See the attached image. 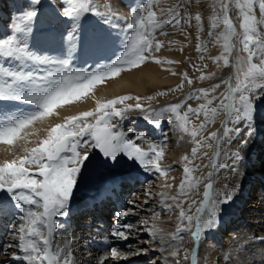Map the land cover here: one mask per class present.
<instances>
[{
  "label": "snow or ice",
  "instance_id": "1",
  "mask_svg": "<svg viewBox=\"0 0 264 264\" xmlns=\"http://www.w3.org/2000/svg\"><path fill=\"white\" fill-rule=\"evenodd\" d=\"M158 4L159 0H142L139 6L129 8L124 23L127 35L123 38L122 53L107 64L81 70L74 61L84 47V22L89 17H98L108 28H115L119 26V12L110 2L102 9L95 0H48L50 14H46L41 0H29L6 35L0 36V102H18L30 105L32 110L22 112L0 106V144L19 150L20 142H30L26 130L36 122L52 117L61 107L81 101L97 85L117 78L122 72L139 69L148 63L161 66L176 63L156 55L165 44L159 36H167L168 27L181 30L182 24L190 26L193 17L185 12V0H177L168 8L157 9ZM233 13L238 23L234 22ZM194 19L203 32L201 15L197 13ZM38 23L46 27L38 28ZM207 35L209 42L223 48L220 56L212 58L213 62L235 69L230 80L216 83L211 88L197 89L182 101L158 109L150 105L154 97L145 99L124 95L98 103L94 110L55 124L36 146L24 148V155L0 163V213L7 209L20 213L21 222L15 228L17 243L8 245L10 249H16L10 254L13 261L19 264H75L72 254L65 248L54 246L52 238L54 231L61 226L59 218L70 215L74 194L91 178L99 176L102 182L114 184L118 179L133 175L131 171L125 173V168L153 173L157 179L168 176L171 169L160 167L163 146L149 143V150L144 151L137 141H146L147 138L135 134L131 128L125 131L122 122L134 112L154 127L164 121L174 124L195 145L191 150L192 158L187 155L183 158L186 165L179 196L171 198L180 208L179 224L171 235L173 243L161 251L169 252L174 264H181L178 259L180 248L175 242L183 240V233L190 232L197 243L202 237H211L220 225V205L229 203L232 195L214 191L213 174L225 168L236 171V163L244 159L242 151L258 135L253 101L264 92V0H212ZM109 38L110 33L92 31L88 34L90 45H102ZM38 40L40 47L36 46ZM234 40L242 55L233 59ZM50 50H59V54L52 55ZM197 51L206 52L207 45L201 42ZM200 59L205 57L201 55ZM172 75L177 73L172 72ZM180 75L186 84H193L186 72ZM208 78L199 77L201 81ZM222 85L225 91L214 95ZM183 87L184 84H179L175 91H182ZM193 100H202L203 103L193 108L189 103ZM218 113L226 117L222 131L211 132L205 137L204 132L214 123ZM201 116L203 120L199 126L190 128L191 118L199 120ZM234 140L238 147L231 151L225 145ZM213 147V171L207 177H196L198 169L189 165L193 164L200 149ZM201 184L204 186L202 201L195 207L194 215L189 214L193 209L185 212L181 203L187 201L180 198L187 197ZM167 207L171 210L173 205ZM117 215L123 217L127 210ZM114 227L116 230L110 233L112 237L128 240L132 224ZM148 231L150 238L155 239L157 230ZM254 239L264 248V236ZM249 250L245 247L240 254L245 255ZM197 252L198 249L191 254L192 264H197ZM109 259H127V256L111 247L105 257V260ZM183 259L188 261V255ZM167 260L165 257L164 264ZM261 264H264V253H261Z\"/></svg>",
  "mask_w": 264,
  "mask_h": 264
},
{
  "label": "rangeland",
  "instance_id": "2",
  "mask_svg": "<svg viewBox=\"0 0 264 264\" xmlns=\"http://www.w3.org/2000/svg\"><path fill=\"white\" fill-rule=\"evenodd\" d=\"M28 2L29 0H0V36L6 35V33L10 30L11 25L16 21L17 16L20 15V10L25 8ZM41 2H42L43 10L45 11V13L50 14L48 0H41ZM95 2L102 9L105 4L110 2L113 9L118 11L120 14V20L118 22L119 26L115 28H108L106 25H104L101 18H98V17L87 18V20L84 22L85 43L81 51H85L87 48H89V46L92 47L93 49L97 47L96 44L90 45L88 42V34L90 32L98 31V32H104L105 34L110 33V38L105 43H103V45L106 44L107 46L112 48L115 51V57L107 61L104 60L101 63V64H107L111 62L112 60H115L124 50L123 49V38L127 35V29L124 27V23L127 19L128 9L139 6L142 3V0H95ZM176 3H177V0H159L157 9L172 7ZM184 6H185V12H187L193 17L191 25L189 26L187 24H182L181 30L168 27L167 28L168 35L159 36V39L164 41L165 44H164V47L160 50V52L156 54L161 59L172 60V61H175L176 63L171 64V65L165 64L163 66L157 65L155 63H148L147 65L139 69L122 72L121 75L117 77L119 78L123 74L132 72L131 75L139 74V76L145 75L147 77H151V76L156 77V79L163 81L164 84L161 86L160 85L153 86L150 90L148 89L149 91L147 90L146 92H143V93L138 94V93H135L134 91H129V92H125V93L113 96L110 99H115L116 97H120L124 95L139 96V97L141 96L142 98H145V99L148 97H154V99L151 100L150 105L151 107L158 109L162 106H166L172 103L182 101L190 93L195 92L197 89L211 88L214 84L220 83L224 80H230L233 77L234 72H235L234 68L223 67L222 64L218 65L217 63H214L212 59L214 57L220 56L223 52L222 45H217V44L209 42V37L207 35L208 30H209V17L212 15V0H185ZM197 13L201 15L202 20H203V28H204L203 32L200 31V26L197 24V22L194 19ZM233 20L235 23H238V21H236L235 19L234 13H233ZM43 27H46V25L38 23V28H43ZM168 41H173L174 43L169 44ZM201 42L207 45V51L204 53L197 51V45H199ZM233 43L236 44V48L232 53V58L234 59L237 55H242V53L239 52V48H240L239 44L235 40L233 41ZM39 45L41 46L38 40V43L36 46L40 47ZM181 48L183 49V51H180ZM50 54L56 55V53H54L51 50H50ZM201 55H203L205 59L201 60L200 59ZM101 64H98V65L87 64L81 67L80 69L88 70L89 67L95 68ZM194 65H195V68L193 67ZM197 68L200 69V71H197L196 70ZM166 69H170V70H166ZM172 72H176L177 75H172ZM185 72L193 80L192 85H188L183 81L182 75L180 74L185 73ZM201 75L207 76L209 78L201 81L199 79ZM179 84H184L183 90L175 91V89L177 88V85ZM102 85H105V83H101L97 85L95 88H98ZM94 91L95 89L93 90V92ZM224 91H225V86L222 85L221 88L217 89V92L214 93V95L218 96L220 95V93H223ZM162 92L168 93V94L160 95V93ZM92 93H90L87 97H85L81 101H78L70 105H75L77 103L84 102L86 99H88V97H90V95H92ZM127 103L132 104L134 103V101H128ZM189 103L191 104L193 108H196L198 107V104L203 103V101L193 100V101H190ZM253 103L255 105L254 123H255V126H256L258 135H259V132L262 127V121H260L259 117L264 112V92H261L254 99ZM70 105H66L64 107H67ZM28 106L31 107L30 105ZM97 106L98 104L94 108H91L90 110H87V111L96 109ZM145 106L147 107L148 104H145ZM117 107H122V105H118ZM225 119L226 117L223 113H218L215 118L214 123L208 125L207 130L204 132V136L207 137L208 135H210L211 132L222 131L221 126L224 123ZM202 120H203V116H201L199 120H197L195 117H192L189 127L190 128L198 127L199 124L202 122ZM122 124H123L125 131L131 128L135 130V134L144 135L147 138L146 141H137V143L142 147L144 151L149 150L148 148L149 143H155L158 146L162 145L164 154H163L162 160L160 161V167L163 169H171V171L168 173V176L166 178L157 179L153 173L136 172L135 170L125 168L124 169L125 173L131 171L132 173H137L138 175H141L144 178L141 179V182L140 181L137 182L138 184L135 185L137 186L135 190L132 189L133 187H129V185L126 184L129 188H128V191L126 190L125 192L126 194L125 208H123L119 212H124L127 210L128 217H131L129 216V214L131 215L133 214L131 213V211H138V208L134 207V206H138L139 201H141L139 199L140 197L138 196L144 194L147 196V199H149L148 202L145 203V207H143L144 215L150 218L149 221H154L156 223L175 222V225H176L175 229H176L179 224L178 217H179L180 208H177L175 206L177 202L173 201L171 198L179 196V186L181 184V181L184 179L183 169L186 165V162L183 158L186 155L192 158L191 150L195 146L194 143L192 142V139L188 135L182 134L180 131H178L174 124H170L167 121H164L161 123L159 127H154L148 121L144 120L141 115L135 112L132 113L128 117L127 120L123 121ZM252 141L249 143L248 148L242 151V155L244 159L236 163V169H237L236 171L231 170V168L219 169L216 171V182H215L216 191L230 192L232 195H231V200L229 201V203H226V204L222 203L220 205L219 214H220L221 219H220L219 227L214 231V233L211 235L210 238L202 237V242L200 243V247H198V252H197L199 253L198 254L199 255L198 260L200 262L199 264H240L237 262V260H234V259L236 258L237 254H240L241 247H243V245L248 240L244 239L247 237H245L244 234L242 235L243 232L241 234L239 232L236 233L235 232L236 229L233 227L239 220L245 218L241 214L245 213L248 210L244 208H248L249 203L254 200L253 196L255 195V193L258 192L257 190L258 181H261V178H264V156L262 157L261 164L253 165L252 167L253 172H252L251 177L250 176L245 177L242 173L240 174V170L238 169V167L239 166L241 167V165L246 159L244 152L248 153V151L252 149L251 148L253 146L251 145ZM208 143L214 144L213 141H208ZM225 147L231 149V151H235L238 145L236 144L234 140L226 144ZM214 150H215V147H213V149H207V148L200 149L197 157L194 158L193 160V164L189 165L190 167H196L198 169V171L195 173L196 177L198 178L207 177V173L209 169L211 168L212 156H213ZM205 152L207 153V155H204ZM229 163L231 164V161H229ZM261 167L263 170L260 169ZM256 170H259V171H256ZM247 181L249 183L244 193L241 186L243 183L247 184ZM101 183L102 181L100 180L99 176L93 177L89 180V182L86 185H83L80 187L79 192L74 194V206H73L72 211L70 212V216L66 218H59L58 220L61 226L59 227L57 233H56L57 230L54 231V235L52 238L54 246H56L55 238L57 237V235L60 234V232L62 231L66 232L67 230L66 227L74 221L75 219L74 217L76 216V212H74V209L75 207H80V205H82L83 193H86L89 195L93 191L98 190V192L96 193L103 191L104 187H103V184ZM148 184L150 185L151 188L147 189L145 188V186ZM203 191H204V186L203 184H201L198 189L192 190L191 193L187 197L180 198L181 201L183 200L187 201V202L181 203V207L184 209L185 212H188L189 209H193V212L189 214L194 215L195 207L199 206V203L202 201ZM149 193L150 195H148ZM158 193H163V194L160 195ZM240 195L244 196V201L240 205L239 211L237 213H234L233 212L235 209L234 206L236 205V202L238 201V198ZM263 195H264V192H263ZM158 197H160V200L163 201V204H160L161 206L157 207L155 206V204L157 203L155 198H158ZM193 201H195L196 203L194 204ZM169 204L173 205L171 210H169L167 207V205ZM85 205H83V207ZM14 212L16 213L13 214L12 219L13 220L15 219V220L12 223L11 222L7 223V226L9 227V229L12 228V231L11 233H6V236L3 237V239L0 241V247H1L0 253L4 255L1 258L6 256L5 260L4 259L0 260V264H19V262L13 261L11 259V256L9 255L11 254V251L12 252L14 250L16 251V249H10L8 247L9 244H15L17 242L15 238V228L19 227L20 213L15 210ZM106 212L109 213V214H106L107 224L105 225V228L108 229L109 227L112 228L114 225L118 224L119 216L117 214L115 215V213H112L111 215L108 210ZM257 213L258 211L253 213L254 214L253 216L250 215L249 216L250 218H245L246 220L242 221L241 223L247 224L248 227L250 225L253 226V224H255V222L258 221L257 218L259 214L258 216H256ZM152 216H155V219H153ZM260 218L264 219L263 217H260ZM81 219H82L81 221H86L87 217L82 216ZM138 219H137V216H134L132 218V221L126 222L127 219L123 220L122 223H128V224L133 225V228L131 230V235L129 236L130 239H128L125 242V244H123L122 239L114 238L110 235L109 238H107L109 239L108 240L109 242L107 243L103 242L105 243V245H103L102 243V246H105V247L101 249V251L103 252H100L97 254L98 257L108 254V250L111 247L117 248V250L121 251V253L123 252L136 253L137 250L141 251V249H147L148 245L151 247H156L157 245L156 242L158 243L160 242L158 237L162 236L163 234H160V233L157 234L155 239L150 238L149 232L144 231V234H141L142 233V231H140L141 225L140 226L137 225V223L139 222ZM146 219L147 218L143 219L142 221L147 222ZM113 220L115 221V223L113 222ZM234 220L236 223L232 224L234 223ZM241 223L238 222V226L241 225ZM77 227L79 226L77 225ZM83 227L87 228V226H83ZM142 227H144V225ZM175 229H173L172 231H175ZM220 229H223L222 230L223 234L219 238L217 236V232ZM113 230H116V228L114 227L113 229H111V232ZM80 231L83 232V230H80ZM80 231L78 228H76L74 231V234L80 235L81 234ZM146 233H148L149 236L146 235ZM173 233L172 232L169 233L168 237L171 238V235ZM139 235L140 236L145 235V237L140 238ZM182 235H183V240L175 242V244H177L180 248V256L178 257V259H180L181 264H190L191 250L193 246L192 235L190 232H185ZM80 236H82V238H79L78 241L76 242V244H78L76 245V247H79V249L83 248L86 244V239H85L86 236L84 235H80ZM70 239L71 241L74 242V238H72V236L70 237ZM141 239L146 240L147 246H143L139 248V243ZM5 240L7 241L5 242ZM249 240L252 241L251 239ZM120 242H122V244H120ZM149 242H151L152 244ZM172 243L173 242L171 240L169 244H172ZM169 244H167V248L169 247ZM128 245H130V247ZM2 246H5V247H2ZM94 248L96 250H99V247H94ZM79 249L75 251V256L81 258L83 257V255L81 254V251L83 250H79ZM93 251L95 252V250ZM185 255H188L189 257L188 261L186 262L183 259ZM162 256L164 257V254H162L159 250L152 251L149 254L144 255L142 257L141 264H150L151 262H153L154 264H158V262L164 263V259H162ZM165 257H167L168 259H171L172 260L171 264H174V260L173 258L170 257L169 252H167V255ZM113 261L116 262L118 260L109 259V260H106V263L109 264L110 262H113ZM123 264H125V262H123Z\"/></svg>",
  "mask_w": 264,
  "mask_h": 264
},
{
  "label": "bare ground",
  "instance_id": "3",
  "mask_svg": "<svg viewBox=\"0 0 264 264\" xmlns=\"http://www.w3.org/2000/svg\"><path fill=\"white\" fill-rule=\"evenodd\" d=\"M117 47H119V46H117ZM53 52L56 53V55L59 54V50H56ZM114 57H115V51L112 48H110L109 46H107L106 44H104V45L102 44V45H97V47L95 49H93L92 47L89 46V48H87L85 51H79L76 55L74 63L76 64V66L78 68H80L86 64L97 65V64L102 63L104 60H109V59L114 58ZM131 73L123 74L119 78L108 80L105 83V85H102L98 88H95V91L92 93V95H90V97H88V99H86L84 102H80V103H77L75 105H70L67 107L59 108L56 111L57 114L53 115L50 118H47L43 122H39V121L36 122L31 128L26 130L29 134V141L30 142H27V141L20 142L21 146H20L19 150H13V149L9 148L8 146L0 144V163H3L5 160H11V159H14L18 156L24 155V151H23L24 148L31 149L32 147L36 146L37 142L39 140L43 139L47 135V132L51 127H54L55 124H58L62 121H65L67 118H69L71 116L79 115L84 111L90 110L91 108H94L98 103H103L107 100H111L110 98H112L113 96H116V95H119V94H122L125 92H129V91H134L135 93L139 94V93L146 92L148 89L150 90L153 86H159V85L161 86L164 84L163 81L156 79V77H152V76L147 77L145 75L139 76V74L131 75ZM0 106H2L6 110H11L9 107V104H7V102H0ZM21 107L23 110H25V112H29L32 110V108L26 104L21 105ZM259 119H260V121H262V127H261V130L259 132V135H258V137L256 136L253 139L252 144H251V145H253L251 147L252 149L249 150L248 153L244 152L246 159L243 162V164L241 165V167L240 166L238 167V169L240 170V174L242 173L245 177H249V176L251 177L252 172H253L252 171L253 165L254 164H261L262 157L264 156V112L261 114ZM260 169L263 170L262 167ZM211 171H213L212 168L209 169L208 173ZM256 171H259V170H256ZM208 173H207V175H208ZM142 178H144V177L141 175H138L137 173H133V175L131 177H125L123 179H118L115 181L114 184L102 182L101 184H103L104 188H103V191H101L99 193H96V192H98V190H97V191H93L89 195L86 193H83V195L81 194L83 197V202H82V205H80V207H75V209H74V212H76L77 215L79 214L78 216H75V219L72 222L74 225L71 223L70 225H68L66 227V229H67L66 232L62 231V232H60V234L57 235V237L55 238V245L56 246L58 245L61 248H65L67 251H69L72 254V256L74 257L75 264H101V262H103V264H107L105 257L108 256V254L101 256V257H98V255H97L98 253L103 252V251H101V249L105 246H102V243L103 242H106V243L109 242L108 241L109 239H107V238H109V236L111 235L110 234L111 229L114 228V226L112 228L109 227L108 229H106L104 227L105 220L107 223L106 214H109L106 211L108 210L110 212V209H111L116 215L121 210L120 207L122 206L123 198L126 196V194H125L126 190H128L129 187H133V186L136 187L135 185L138 184L137 183L138 181L141 182ZM212 179L214 181L213 189H214V191H216V189H215L216 171L214 172ZM248 183L249 182L247 181V184L243 183L241 186L244 193L246 191ZM126 184L129 185V187ZM257 187H258V189H257L258 192L255 193V195L253 196L254 200L249 203L248 208H244V209H248V210L241 215L245 218H250L249 217L250 215L253 216L254 215L253 213L258 211V213L256 215V216H258V214H259V216L257 218L258 221H256L255 224H253V226L250 225L249 227L247 224L241 223L242 221L246 220L245 218L238 221L241 223V225H239V226H238V222L236 223L235 220H234V223H232V224L236 223L235 226L233 227L236 229L235 230L236 233L239 232L241 234L243 232L242 235L244 234L245 237H247L244 239L245 240L247 239L248 241L243 245V247H241V250L245 247H248L250 249L245 255H241V254L236 255V258L234 260H237V262L240 264H242V261H243V264H253V261H255V264H261V253H264V248L260 247V241L254 239L257 236H264V219L260 218V217L264 218V213H263L264 212V195H263L264 178H261V181H258ZM145 188L148 189L151 187L148 184L145 186ZM142 191H144V190H142ZM158 194L162 195L163 193H158ZM109 197L112 198V201L108 202V204H114L110 208L108 207V205L106 203H105L106 204L105 208H103L104 206L96 207L95 204H93L94 202H96L98 200H102V203L107 202ZM138 197H140L139 199L141 201H139L138 206H134L135 208H138V211H131V213H133L132 214L133 216L131 214H129V216H131V217H128V214L123 216V217L119 216L118 224H125V223H122L123 220L127 219L126 222L127 221L129 222V221H132V218L134 216H137V219L139 218L138 219L139 222L137 223V225H139V226L141 225L140 226V229H141L140 231H142L141 234H144V231L149 232L148 231L149 229H156L157 234H159V233L163 234L162 236L158 237L160 242L159 243L156 242V244H157L156 247H151L148 245V248H147L148 251H146V252H141L140 250H137L136 253H133V252L125 253V252H123L122 254L127 256V259H114V260H118V261H116V262L113 261V262H110L109 264H114V263L123 264V262H125V264H141V262H142L141 260H142V257L144 255H147L150 252L156 251V250H159L162 254H164V257L162 256V259H164L165 256L167 255V252H162L161 249L167 248V244H169L171 242V238L168 237V235L171 232L172 233L175 232V231H172L176 227L175 222H159V223H156L154 221H149L150 218H148L147 216L144 215V210H143V207H145V203L148 202L149 199H147V196L144 194L139 195ZM155 199L157 202L155 204V206L158 207V206H161L160 204H163V201L160 200V197L155 198ZM243 201H244V196L240 195L238 198V201L236 202V205L234 206V208H235L233 211L234 213H237L239 211L240 205L242 204ZM83 205H85V206L83 207ZM90 207H93V209H91V211H90L92 213L95 212L94 209H96L98 212H103V214H101V216L100 215L98 216V217H101V218L103 217V218L99 219L97 216H91V217H87L86 221H81L82 220L81 217L85 216L84 210H86V208H90ZM117 207H119V209ZM104 212H106V214ZM13 213H15V212H10V214H13ZM104 214H105V216H104ZM7 215H9V214L7 213L5 215V212L0 213V240L2 239L3 232L11 233V231H12V228L9 229V227H7L6 225L1 224L2 217L7 216ZM152 217H153V219H155V216H152ZM145 218H147L146 219L147 222L142 221ZM114 220H113V222L115 223ZM5 221L8 222L9 220L6 218ZM11 222H13V220H11ZM248 222H249V220H248ZM85 223H87V224H85ZM142 224L144 225V227H142L143 226ZM146 224H148L149 226ZM77 225L79 227H77ZM83 226H87L88 229L86 227H83ZM76 228H78L79 231L83 230V232L80 231L81 232L80 235L86 236V238H85L86 244L81 249H79V247H76V245H78V244H76V242L78 241L79 238H82V236H80L79 234L78 235L74 234V231ZM58 229L59 228L56 229L57 230L56 233L58 232ZM222 230L223 229H220L217 232V236L219 238L223 234ZM113 231H115V230H113ZM12 234H14V233H12ZM146 235H148V233H146ZM71 236H72V238H74V242L71 241V239H70ZM77 236H78V238H77ZM229 236H230V234H229ZM139 237L143 238V237H145V235L144 236L139 235ZM248 238L249 239L251 238L252 241H250ZM128 239H130V238H128ZM161 239H163V243L161 242ZM6 241L7 240H5V242ZM82 241H83V239H82ZM122 241H123V244H125V242L127 240H125V241L122 240ZM151 242H149V243H151ZM118 244H119V242H118ZM120 244H122V242H120ZM103 245H105V243H103ZM114 245H116V244H114ZM143 246H147L146 240L141 239L140 243H139V248H141ZM2 247H5V246H2ZM94 247H99V250H96ZM198 247L199 246H197V249H198ZM0 249H1V247H0ZM78 249L83 250V251H81V254L83 255V257H81V258L75 256V251ZM93 250H95V252ZM198 254L199 253H197V255ZM2 256H4V255H2V254L0 255V260L1 259L5 260L6 256L1 258ZM158 261H160V260H158ZM171 263H172V260L168 259L167 264H171ZM199 263H200L199 260H197V264H199ZM150 264H154V263L151 262ZM158 264H164V263L158 262Z\"/></svg>",
  "mask_w": 264,
  "mask_h": 264
}]
</instances>
